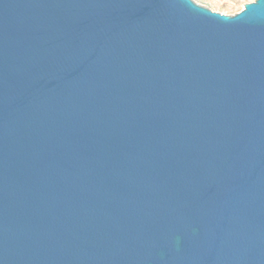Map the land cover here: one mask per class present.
Segmentation results:
<instances>
[{"label": "water", "instance_id": "1", "mask_svg": "<svg viewBox=\"0 0 264 264\" xmlns=\"http://www.w3.org/2000/svg\"><path fill=\"white\" fill-rule=\"evenodd\" d=\"M0 264H264V0H0Z\"/></svg>", "mask_w": 264, "mask_h": 264}, {"label": "rangeland", "instance_id": "2", "mask_svg": "<svg viewBox=\"0 0 264 264\" xmlns=\"http://www.w3.org/2000/svg\"><path fill=\"white\" fill-rule=\"evenodd\" d=\"M196 3L227 15H234L255 0H194Z\"/></svg>", "mask_w": 264, "mask_h": 264}]
</instances>
